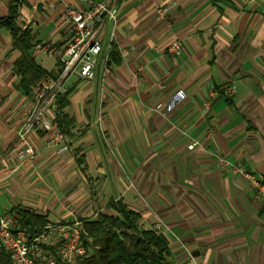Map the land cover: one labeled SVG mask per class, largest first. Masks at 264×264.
Wrapping results in <instances>:
<instances>
[{
  "label": "crops",
  "instance_id": "obj_1",
  "mask_svg": "<svg viewBox=\"0 0 264 264\" xmlns=\"http://www.w3.org/2000/svg\"><path fill=\"white\" fill-rule=\"evenodd\" d=\"M86 1L0 0V20L16 3L33 59L57 76V59L33 49L63 47L64 8L83 10ZM89 1L107 3L117 18L100 32L94 79L68 76L49 112L66 149L32 133L35 156L25 163L15 131L33 92L18 86L19 52L0 26V215L17 208L81 222L113 214L110 204L120 203L145 229L159 217L196 264H264V197L218 165L225 158L264 181V0ZM112 31L118 62L109 60L103 73ZM173 40L177 53L165 50ZM225 85H234L232 96L223 95ZM178 89L186 99L172 112L154 111ZM67 91L61 130L57 97ZM169 244L172 264L180 263L182 250Z\"/></svg>",
  "mask_w": 264,
  "mask_h": 264
},
{
  "label": "built area",
  "instance_id": "obj_2",
  "mask_svg": "<svg viewBox=\"0 0 264 264\" xmlns=\"http://www.w3.org/2000/svg\"><path fill=\"white\" fill-rule=\"evenodd\" d=\"M86 2L87 8L83 10L69 6L64 8L62 19L68 37L63 47L38 44L33 49L34 53H43L56 58L61 70L55 78L44 76L34 86L30 107L15 131L20 146V163L29 162L35 156V150L29 138L32 133L48 135L51 146L60 144L59 152L66 149L63 136L53 131L49 112L54 108L56 96L63 91L64 81L68 76L75 74L86 81L94 79L98 59L103 53L100 32L105 21H110L114 28L117 20L115 9L107 3L89 0ZM113 35L112 31L108 50L103 56V73L109 64ZM179 49L178 40L171 41L165 47L169 53H177ZM222 93L226 97L232 96L235 93L234 85H225ZM185 99V92L178 89L167 101L155 104L153 109L164 116L172 112ZM197 144L194 141L187 146V149H192ZM218 165L226 173L239 175L248 180L264 197V184L260 177L245 172L239 165L230 163L225 158H218ZM152 230L161 233L169 240V243L177 245L182 250L184 258L178 264H196L194 256L182 239L159 217H156ZM82 233L83 227L79 221H48L43 233L30 239L23 231L15 228L8 216L0 215V250L9 255L11 264L72 263L78 258H85L89 250L81 242Z\"/></svg>",
  "mask_w": 264,
  "mask_h": 264
},
{
  "label": "trees",
  "instance_id": "obj_3",
  "mask_svg": "<svg viewBox=\"0 0 264 264\" xmlns=\"http://www.w3.org/2000/svg\"><path fill=\"white\" fill-rule=\"evenodd\" d=\"M17 4L10 5V15L0 20L11 38L12 48L19 52L13 69L19 78L18 86L24 94L31 95L35 84L44 76L52 75L42 69L31 55L32 38L30 31L16 23ZM110 61L118 62V53L112 44L109 52ZM57 97L58 115L67 103L69 95ZM58 121L63 130L64 116ZM264 184V181H263ZM113 214H98L95 219L81 221L83 233L81 242L89 250L85 258H78L74 264H172V253L169 240L152 228L139 225V214L120 203H111ZM15 228L23 231L30 239L41 235L48 219L27 209H13L7 213ZM0 264H11L9 255L0 250ZM57 264H69L61 263Z\"/></svg>",
  "mask_w": 264,
  "mask_h": 264
},
{
  "label": "rangeland",
  "instance_id": "obj_4",
  "mask_svg": "<svg viewBox=\"0 0 264 264\" xmlns=\"http://www.w3.org/2000/svg\"><path fill=\"white\" fill-rule=\"evenodd\" d=\"M58 48H60L59 46H57ZM57 63H58V67H57V71H58V73L60 72V69H61V66H60V64H59V62H58V60H57ZM53 64V61L52 60H49V59H45V60H43V66L44 67H46V68H48L49 66H51ZM47 76H50V77H52V78H55L56 77V75L54 74V75H47ZM75 263V261H73L72 263H69V264H74Z\"/></svg>",
  "mask_w": 264,
  "mask_h": 264
}]
</instances>
